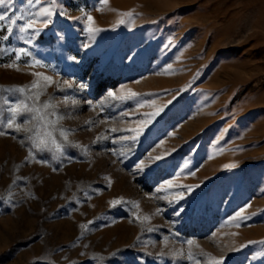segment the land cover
Here are the masks:
<instances>
[{"label":"rangeland","instance_id":"374dc122","mask_svg":"<svg viewBox=\"0 0 264 264\" xmlns=\"http://www.w3.org/2000/svg\"><path fill=\"white\" fill-rule=\"evenodd\" d=\"M57 4L31 45L24 21L12 34L0 22V90L52 76L41 100L59 102L70 130L54 159L0 127V264H264V0ZM26 6L13 0L9 18ZM88 14L101 29L91 39ZM21 47L47 67L17 60Z\"/></svg>","mask_w":264,"mask_h":264},{"label":"snow or ice","instance_id":"6c2138e0","mask_svg":"<svg viewBox=\"0 0 264 264\" xmlns=\"http://www.w3.org/2000/svg\"><path fill=\"white\" fill-rule=\"evenodd\" d=\"M108 0H99L100 4H106ZM13 4V0H0V6H11ZM58 4L57 0H27V6L24 12L14 15L9 18V12L11 11L10 7H7V10L3 13H0V22L5 21L6 18L9 19V23L7 24V33L12 34L14 31L13 25L16 24L17 19L24 21L22 24L18 25V39L24 41L26 44L31 45L33 40L42 34V31L46 29L52 23V17L56 14L55 10L57 9ZM83 12V9H78ZM99 11V8L96 9ZM59 15L65 16L66 12L63 8L60 9ZM121 17L128 16L131 17L132 13H121ZM69 19H76L74 17H68ZM117 23H124L123 18H118ZM94 18L88 14L87 15V23L85 27V31H87L90 36L89 38H93L95 33L101 31L100 28L93 26ZM3 27V25H0ZM9 36L4 35L2 39L8 40ZM83 47L87 48L88 44H84ZM11 50V49H7ZM15 54L17 60L20 59L21 55L24 57H31L29 60L30 67L39 66L41 68L47 67L41 60L32 57V54L26 48H18L15 49ZM69 60H74L75 57H68ZM9 67H14L15 65L9 64ZM170 68L171 65H168ZM37 79H34L31 82L30 86H19V87H10L7 89H2L0 91L12 93L11 98L3 97L2 104H0V127L3 128H11L14 129L15 132L20 133L23 132L24 139L30 143V151L29 156L32 155L31 149H37L38 151L43 152L44 150H48L53 153V158L56 156L62 155L65 150V145L70 143L68 140L69 129H66L60 122L65 118L63 115L59 114L57 111L58 103L56 102L54 97L48 95V97L44 100H41V95L45 94V89L47 86L52 85L54 83L53 77L45 74L44 72H34L32 73ZM55 83L59 84V81ZM63 85L67 88H72L73 85L68 80H63ZM80 87H86V85H81ZM35 91H32V90ZM131 96L135 97L138 94L135 92H131ZM19 93V95H16ZM107 97L113 100H121L125 97L118 96L115 92L109 90L107 92ZM70 97L67 95L64 96L63 102L66 104L69 101ZM72 103L75 104L77 101L72 99ZM145 103H153L150 101H145ZM163 110L162 107H157L156 110L150 114H148L147 121H140L139 127L129 129L128 131L135 132L136 135L130 137H124V139H130L135 141L139 132L143 130V126L145 123L150 122L151 119L158 115ZM115 131V129H113ZM5 133L0 132V135ZM62 138V139H58ZM163 144V141H161ZM162 155H167L164 153ZM162 156L152 157L149 156L148 159L151 160H160ZM136 167L138 170H143L145 167V161L140 160L137 162ZM224 167H235L234 164H228ZM164 185L169 187L179 186L174 185L173 180H165ZM190 190V188H189ZM181 193H175L173 195V199L181 198ZM111 204H118V200L110 201ZM248 207V205H245ZM244 213V208H241L238 212L235 213V217H229V220H237L238 218H242V214ZM140 219V217H137ZM143 219H148V217H143ZM91 223V222H89ZM81 227H86V225H81ZM189 244L191 241L188 242ZM252 243V242H249ZM241 247H244L242 245ZM189 258H191V254H189ZM102 259V258H101ZM224 257L221 256L219 259L213 258L212 264H222Z\"/></svg>","mask_w":264,"mask_h":264}]
</instances>
